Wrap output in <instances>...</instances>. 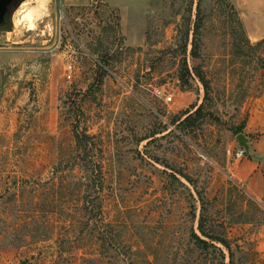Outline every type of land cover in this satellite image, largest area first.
<instances>
[{"label": "rangeland", "instance_id": "374dc122", "mask_svg": "<svg viewBox=\"0 0 264 264\" xmlns=\"http://www.w3.org/2000/svg\"><path fill=\"white\" fill-rule=\"evenodd\" d=\"M39 1L0 34V264H264V0Z\"/></svg>", "mask_w": 264, "mask_h": 264}, {"label": "trees", "instance_id": "16d2710c", "mask_svg": "<svg viewBox=\"0 0 264 264\" xmlns=\"http://www.w3.org/2000/svg\"><path fill=\"white\" fill-rule=\"evenodd\" d=\"M229 10H230V13H231V17L234 19L235 23L238 25L239 29L242 31L241 29V22H240V19L239 17L237 16V13L235 11V9L233 8V6L231 4H229ZM196 26V25H195ZM241 35L244 37V40L245 42L250 46L252 47V45L250 44L248 38L245 36L244 33H241ZM191 57H192V75L197 79V81H199V83L202 85L203 89H204V94L205 96L208 94V84H207V81L205 79V76L203 74V71H202V68L198 62V59H199V53H198V50H197V46L194 45L193 49H192V52H191ZM183 65H184V69L186 70L187 74L191 77V74L189 73L188 69H187V66H186V63L185 61H183ZM200 107H198L196 109L199 110ZM193 112V113H196ZM188 113H186L185 115H187ZM190 115L192 114H189L188 116H186V118L190 117ZM242 130H243V126H240L239 128H237V130L235 131V134L238 135L240 133H242ZM73 138L75 139V141L77 142V144L79 146H82L83 149L85 150H88L90 151V145H91V139H92V136H73ZM184 180H186L187 182L189 181V178L184 175V174H179ZM198 231L200 233V235L211 241V242H214V243H219L221 244L224 248L228 249L229 246H228V243L220 238V237H217L213 234H209L208 232H206L203 228V225H202V220L200 219V222H199V226H198ZM193 237L195 238V240H197L199 243L201 244H204V245H208L204 240H201L198 236H196L195 234H193ZM213 246V244H210ZM221 254L222 257H224V254L222 253L221 250H218Z\"/></svg>", "mask_w": 264, "mask_h": 264}, {"label": "crops", "instance_id": "0c3cea01", "mask_svg": "<svg viewBox=\"0 0 264 264\" xmlns=\"http://www.w3.org/2000/svg\"><path fill=\"white\" fill-rule=\"evenodd\" d=\"M264 116V108H261L259 111L255 113V116ZM258 127H255V132L259 131L261 136H264V121L263 119L260 120ZM247 138V144L249 146L247 155L254 154L258 157H264V137L261 139V141L254 145V147H251V142L249 141V137L246 134H243ZM248 169L243 173L241 169H239L237 172L235 171V174L239 181L245 185V188L247 187L248 192L252 194L253 191H264V161H261V163H258L257 161L248 160Z\"/></svg>", "mask_w": 264, "mask_h": 264}, {"label": "water", "instance_id": "95a60500", "mask_svg": "<svg viewBox=\"0 0 264 264\" xmlns=\"http://www.w3.org/2000/svg\"><path fill=\"white\" fill-rule=\"evenodd\" d=\"M25 0H0V34L10 32L13 29V14ZM239 147L248 153L247 138L243 134L236 136Z\"/></svg>", "mask_w": 264, "mask_h": 264}, {"label": "bare ground", "instance_id": "6f19581e", "mask_svg": "<svg viewBox=\"0 0 264 264\" xmlns=\"http://www.w3.org/2000/svg\"><path fill=\"white\" fill-rule=\"evenodd\" d=\"M38 4H39V7L42 6L43 5V0L42 1H39ZM27 5H28L27 3H22L20 5L19 9L17 10V13L16 14H18V15L20 14L22 16V19L25 20L28 23V29H30V28L33 29V26H32V23L33 22H32V20H33V17L36 15V11H32V10L26 9V6ZM33 6H35V5H33ZM25 21L23 23H25Z\"/></svg>", "mask_w": 264, "mask_h": 264}, {"label": "built area", "instance_id": "2783aa9c", "mask_svg": "<svg viewBox=\"0 0 264 264\" xmlns=\"http://www.w3.org/2000/svg\"><path fill=\"white\" fill-rule=\"evenodd\" d=\"M66 69H67V73H69L70 70H71V65H70V64L67 65ZM66 77H67L68 79H70V75H69V74H67ZM155 94H156V96H158V97H163V96H164V94L162 93V91H161L160 89H156V90H155ZM166 101H167V102H170V101H171V97H167V98H166ZM166 101H165V103H167ZM226 153H227L228 155H231L230 150H227ZM245 154L247 155V153L245 152V150H244L243 148H241V147H238V148L236 149V151L234 152V156H235L236 158H241V157H243Z\"/></svg>", "mask_w": 264, "mask_h": 264}]
</instances>
